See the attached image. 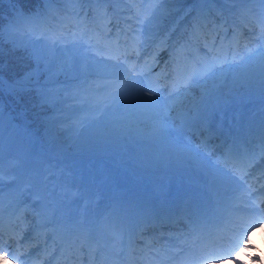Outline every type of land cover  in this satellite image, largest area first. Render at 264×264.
<instances>
[{
  "label": "snow or ice",
  "instance_id": "6c2138e0",
  "mask_svg": "<svg viewBox=\"0 0 264 264\" xmlns=\"http://www.w3.org/2000/svg\"><path fill=\"white\" fill-rule=\"evenodd\" d=\"M72 2L80 6V11H83L85 5H96L92 9L95 19L99 21L95 29L81 28L80 12L77 11L76 23L72 25V28L76 30L70 28L66 32L62 30L59 33L52 32L51 34L41 31L40 39L45 43L38 48L35 47V44L33 45L34 50L31 56L34 60V68L17 78L6 80L3 68L0 67V94L7 91L9 95L22 98L23 94L34 92L39 98L40 106H45L49 100V92L41 84L39 76L42 71L47 70L46 62L61 51L57 45H67L68 43L73 48L87 44L90 48L95 49L98 55L102 52L107 53L105 59L102 60L89 61L85 56L83 70L88 74L95 73L103 80L104 83L99 87L110 89L109 96L114 101H123L131 97L133 106L153 119L152 135H172L173 132H180L181 129L176 127L170 113L183 104L187 93L193 87L205 86L197 115L200 110L207 111L210 106L214 108L222 100L226 101L234 92L240 94L241 89L246 86L251 87L257 69H259L261 91L264 93V7L261 8L256 21L259 26L258 47L252 48L249 44L243 45L246 52L237 60L236 56L240 51L239 42L237 41L235 49L229 45L228 51L233 55L232 61L229 62L223 45L219 49L216 46L215 40L218 37H213L212 44L205 45L208 49L205 57L192 61L184 60L183 63L177 61V67L171 80L173 91L162 98L159 89L153 90L149 87L148 94L145 95L143 87H136L141 84V78L145 76L146 72L144 67H138L135 63H131L130 56L133 53L138 54L144 41L142 39L143 32H138L131 21H136L141 26L151 25L166 14L167 10L163 7L166 0H140V4L130 10L132 15L123 21L126 27H120V22L117 21L114 39H108L112 31L110 25L114 15H110L108 10L103 7L108 3V0H72ZM117 2H123V0H117ZM212 2L213 0H203L206 5ZM226 2L235 5L237 3L246 4L252 0H226ZM256 2L264 6V0H256ZM133 3L135 4V0ZM74 11L76 10L74 9ZM207 11L211 13L212 8L208 7ZM12 13L17 17L23 16L22 9L13 8ZM85 16L87 17V13ZM28 19L29 23H36L35 20ZM198 32L204 34L205 39L208 38V34L203 33L199 21L193 28L192 39L198 41ZM34 34L35 28H30L25 32V36L29 37ZM68 36H71V41H68ZM121 37H123V41ZM2 38L3 30L0 29V42H2ZM29 43L33 42L30 40ZM35 43L38 44L39 41ZM111 61H115V63H109ZM68 63L67 58L63 59L61 68L63 69L64 65ZM42 65H44L43 69ZM148 72H150V68H148ZM106 112L107 109L99 119L102 120ZM97 122L93 121V123ZM3 123L4 108L0 102V130L3 128ZM185 123L186 121L182 118L181 127ZM83 127L88 128L91 125L85 124ZM180 151L188 160L199 161L205 173L203 179L208 190L207 195L216 197L215 207L211 212H208L202 208L201 203H198L193 209L191 200H185L180 208V214L186 220L187 231L170 238L179 243L155 247V239L145 242L144 248L139 249L145 256L140 264H209L210 261L221 257H230L236 264H242L238 254L243 250L241 241L249 227L264 220V168L261 169L258 177L253 178L251 182L249 180L254 167L257 164H264V130L261 132L258 145H246L241 151L238 138L234 139L232 146L215 160L212 159L214 152L209 147L208 139L202 140L195 148L185 145ZM5 175H10V172L4 171L2 160H0V264L3 262L25 264L20 248L12 250L10 246L4 244L2 239L6 231L2 214ZM8 186L10 187V185ZM236 193L239 195H235ZM253 194H256V199H252ZM7 231L9 238H14L13 221L9 222ZM132 243L130 239V248ZM98 251H100L98 247L92 250L87 264H116L115 261H107L104 258L97 260L95 254ZM182 253L181 260L177 261L175 257ZM250 258L257 259V257ZM64 264H69V262L65 261ZM80 264H83V261H80ZM127 264H137V261L130 259Z\"/></svg>",
  "mask_w": 264,
  "mask_h": 264
},
{
  "label": "rangeland",
  "instance_id": "374dc122",
  "mask_svg": "<svg viewBox=\"0 0 264 264\" xmlns=\"http://www.w3.org/2000/svg\"><path fill=\"white\" fill-rule=\"evenodd\" d=\"M67 4V11L65 7L55 8L52 6L53 2H49L48 10L54 13V16H50V13H43L41 17L32 19L35 20V24L29 23V19L24 15L18 17L17 23L13 24L15 31L18 33L27 32L30 28H35V36L40 34L41 31L51 34L52 32L59 33L65 28H72V25L76 23V12L79 11V20L82 21L80 27L91 29L90 26L93 23H99L95 19V14L92 13V9L96 7L95 4L84 6L83 11H80V6L69 0ZM190 0H166L163 7L167 12L163 17L154 21L151 25L141 26L137 24L136 21H131L134 27L137 28L138 32H143L142 39L144 43L140 46L138 52L141 54L145 52L144 58H146L145 64L147 67L152 64L155 72H160L165 65L162 55L158 56V52H161L160 45L161 42L167 40L168 37L172 36L179 27L182 26V32L187 33L188 38H190L191 48L198 54L204 53L206 55L208 49L205 45L210 44V41H203L199 44V40L192 39L191 35L194 26L199 21L201 28L207 27L205 33L208 34L209 40L213 37H218V49L223 45L224 51L227 43V37L238 32L244 35L243 38H249L254 40L251 45L252 48L259 46L257 42V37L259 36V26L256 23L261 8L264 7L260 5L256 0L246 4L237 3L235 5L227 3L226 0H213L210 3L212 12L207 11L209 5L202 4L197 9H192L190 6ZM140 4V0H123V2H117V0H108V3L104 4L103 7L106 8L110 15H114V20L117 25V21L120 22V27H126L123 21L132 15L130 11L136 5ZM119 5V6H118ZM147 6V5H143ZM74 9L76 11H74ZM218 10V11H217ZM87 13V17L85 16ZM190 15L191 17L187 22H184V18ZM246 18V19H245ZM231 23H229V21ZM72 22V24L70 23ZM211 23L212 26H208ZM114 25V24H112ZM220 26L219 29H215L216 26ZM71 26V27H70ZM112 29V26H110ZM214 27V28H212ZM251 29L252 32H248ZM72 30H76L72 28ZM108 39H114L116 31H113ZM112 34L114 36H112ZM68 36L67 38H70ZM185 38V36H183ZM39 45L45 43L44 40L37 39ZM155 41V42H154ZM154 42V44H152ZM186 44L187 39H185ZM58 47V45H57ZM236 47H234L235 49ZM73 49V48H72ZM180 49V48H179ZM156 51L151 53V51ZM74 53H71V58L68 59L71 65L69 73H73V70L80 67L82 70L84 68L86 56L89 61L91 60H102L107 56L105 52L97 54L93 48H90L87 44L76 47ZM227 51V50H226ZM225 51V52H226ZM246 50H240L239 54L236 56L238 60L240 56L244 55ZM151 53V55H150ZM137 54V53H136ZM223 55V53H222ZM184 55L182 54V49L177 51L175 56V68L177 67V61L183 62ZM233 59L228 58L227 60L231 62ZM109 63H115L111 61ZM54 69H58L59 66H53ZM84 71V70H83ZM85 72V71H84ZM50 71L47 77L52 78ZM58 72H56L57 74ZM104 83L95 73L88 74L85 76L78 77L77 79H68L67 82L59 83L61 92L67 94V98H61L58 101L53 111L54 116L47 124L43 127V132L45 135L46 150L52 155L59 154V159L54 157H47L42 149L40 148V143L37 139H29L27 141H22L20 132L14 131L15 133H8V129H5L3 136L0 135V154L3 163V168L6 173L10 172V175H5L4 177V197L6 200L14 197H18L20 194V189H24L28 196L34 198L41 189V181L45 180V187L48 189L44 194L48 198L50 204L53 203L57 195L69 196L70 194L77 203L80 205L85 204V189L83 181L91 182L90 184L95 187L100 186L104 181L109 180V178H114L119 176L128 177L132 180L135 175L141 176L142 174L151 173L150 171H156L159 167L167 172L168 167L176 166L181 167V164L185 163V156L181 153V149L185 145H190L195 148L193 141H185L181 133L173 132L172 135H152L153 123L143 120L142 123L144 127L138 130L142 140L141 142L150 141L151 144L147 146L143 151L140 152L133 160L130 161L129 156L138 149L137 144L135 147L129 148L128 143L124 141L125 135H120V131L114 129L120 128L124 125H128L129 117L133 116L139 118V113L137 107L133 106V100L129 97L123 101H114L110 96V89L99 87ZM158 86V87H157ZM162 86L163 89L160 87ZM166 84L164 82L153 81L152 87L154 90L161 89V97H166L173 91H165ZM210 87V85H208ZM205 89L204 85L196 86L187 93L186 99H184L183 104L173 110L170 113V117L175 121L176 126L177 119L181 116V113L185 114L190 112L196 106L200 107V102L202 98V92ZM244 89L250 90L253 95H258L257 90L261 89L259 82V69L253 76L251 87H245ZM163 90V91H162ZM242 90V89H241ZM51 92V91H48ZM54 94V92H51ZM57 93V92H56ZM55 93V95H56ZM58 95V94H57ZM237 95L235 92L225 100H222V107L220 108V113L217 118V122L225 123V120L229 119L236 111L230 110L231 107L235 105L232 103V98ZM66 97V96H65ZM258 97V96H256ZM255 101H250L249 103H238V106L245 107L248 109L249 114L254 110L253 107L260 105L261 99L256 98ZM71 101L76 102V105L70 104ZM0 102H3L0 97ZM239 107H236L238 109ZM107 109L104 118L101 120L99 117ZM201 110L200 112H202ZM5 113V111H4ZM138 113V114H137ZM93 121H98L93 123ZM90 124L91 127L84 128L83 125ZM117 124V125H116ZM149 124V125H148ZM4 125V124H3ZM126 127H123L125 129ZM126 129H132L131 126ZM101 130H103L101 132ZM110 133V134H109ZM5 134L6 137H5ZM148 134V135H146ZM20 135V139H19ZM150 136V137H149ZM5 142L18 139L19 143L13 155L3 152V146ZM163 137V138H162ZM153 141H152V140ZM128 140V139H126ZM82 145L83 147H88L86 149L91 150V148L98 150L97 153H83L80 156H70L73 153V148L75 146ZM141 145V144H140ZM66 152H59L58 150ZM169 150L175 151L174 154L169 152ZM36 164V165H35ZM35 165V167H34ZM39 166V167H38ZM183 168V167H181ZM153 169V170H152ZM96 173L101 174V179L95 176ZM180 176L184 174L183 171L177 170L175 174ZM165 176V175H163ZM11 177H14L13 180ZM92 177V178H90ZM116 180V178H115ZM57 181V182H56ZM113 181V180H111ZM135 184H139L141 181L133 180ZM10 185V187L8 186ZM71 197V198H72ZM110 213L115 215V211L111 210Z\"/></svg>",
  "mask_w": 264,
  "mask_h": 264
},
{
  "label": "trees",
  "instance_id": "16d2710c",
  "mask_svg": "<svg viewBox=\"0 0 264 264\" xmlns=\"http://www.w3.org/2000/svg\"><path fill=\"white\" fill-rule=\"evenodd\" d=\"M48 0H0V29L3 30L2 42H0V67L3 68V75L6 80L17 78L23 75L26 71L34 68V60L31 56L32 51L35 47H40L35 43L33 36H25L23 32L18 33L14 29L13 23H16L17 16L12 13V9H22V12L29 16L30 18L38 15L39 13L45 10L47 7ZM56 1L57 6H63L67 4L68 0H54ZM33 43H29V41ZM71 44L67 45L61 44L59 48L60 52H57L56 55L50 59L54 60L52 63L57 64L59 67L58 73L63 75L70 70V65H66L61 68L60 62L57 61L56 57L61 56L62 53H65L68 47ZM48 67L47 70L42 71V74L39 76V79L45 78L48 75V71L52 70L51 62H46ZM54 64V65H55ZM42 69L44 65L41 66ZM56 70V69H55ZM80 70V69H77ZM75 70V71H77ZM47 91L50 88H46ZM6 95L0 94L1 99L3 100L4 108V128L7 127L10 123L12 126V132L16 130L20 132L22 140L31 139L33 133L24 129L19 122L15 120L14 110L11 108L8 101L5 99L7 96L12 102L16 105L17 116L25 124L27 123L32 130L38 134L40 141L44 143V130L43 127L47 124L51 111L57 102L58 97H52L49 93L48 103L41 107L39 98L33 93H25L22 98L19 96L9 95L5 91ZM259 93H262L261 89ZM264 94V93H262ZM77 150H82L84 147L80 144L76 147Z\"/></svg>",
  "mask_w": 264,
  "mask_h": 264
},
{
  "label": "bare ground",
  "instance_id": "6f19581e",
  "mask_svg": "<svg viewBox=\"0 0 264 264\" xmlns=\"http://www.w3.org/2000/svg\"><path fill=\"white\" fill-rule=\"evenodd\" d=\"M119 6V5H118ZM235 39L233 38V41H234ZM228 51V50H227ZM114 62V61H113ZM151 66H152V64H150L149 65V68H150V72H148V69L147 70H145V72H146V74H145V76H146V81H147V83H152L153 81H156V79L158 78V76H157V73L154 71V72H152V70H151ZM136 87H143L144 88V94L145 95H147L148 93H147V89H146V87H145V84L144 83H142V80H141V84L140 85H137ZM158 87V86H157ZM161 89H163L162 88V86L160 87ZM160 89V90H161ZM163 91V90H162ZM204 91V90H203ZM203 93V92H202ZM164 97V96H163ZM162 97V98H163ZM138 109V108H137ZM139 111L140 110H138V113H139ZM137 113V114H138ZM139 118H135V117H133V116H131V117H129V119H128V125H124L123 127H126V128H128V126L130 127L131 126V130L130 129H123V127H122V129H120V128H117V129H114V130H116V131H120V135H125L126 137H128V136H131V137H129L128 139L129 140H131V141H134V140H138V138L139 137H143V135L142 134H139V132H138V130H140L141 128H143L144 127V124H146V122H144V123H142L143 122V120H146V121H149V122H151V123H154V121H153V119L152 118H150L147 114H143L141 111H140V113H139ZM117 125V124H116ZM149 125V124H148ZM152 132V131H151ZM146 135H148V134H146ZM150 137V136H149ZM155 137H156V135H154V139H155ZM163 138V137H162ZM144 144V143H143ZM134 146H135V144H134ZM57 182V181H56ZM121 190H123V191H125L126 190V188H120ZM120 190V191H121ZM114 191V196H115V198H116V201H115V203H114V205H115V207L113 208L114 209V211H116V212H118V217L120 218V220H121V223H122V225L125 227V230L127 229V227H129V226H132V223H135V215H136V213L135 214H132L130 211H129V203L126 201V198H125V195H122L121 194V192H119L118 191V189H114L113 190ZM118 191V192H117ZM193 193L195 194V191L193 190ZM203 197H205L207 200H209L210 202L212 201V202H215V200H216V197L214 196V195H212V196H209V195H207L206 193H204V194H201ZM13 196V195H12ZM33 203H38V200H34L33 201ZM43 205L44 206H42L40 209L41 210H44V212H46V209H47V205H46V196L44 195L43 196ZM70 205V204H69ZM68 206V205H67ZM65 204H62V205H60L58 208H57V210H56V215L58 216V214H60V213H62V211L64 210V209H62L63 207H67ZM93 212L95 213V214H98V215H103V218H105V217H109L108 219H111L112 218V216L110 217V216H108V214L107 215H105V212L103 213V208H102V210L100 211V210H97V209H94L93 210ZM67 223V226L69 227V230L70 229H72V225L71 224H69L68 222H66ZM112 223H114V222H112ZM71 225V226H70ZM62 226V225H61ZM122 226V227H123ZM56 228V227H55ZM72 231H70L69 233H71ZM91 234V233H90ZM262 235V240H264V238H263V233L261 234ZM110 236H112V234L111 235H107V240L108 241H110V243H111V239H110ZM111 245H112V243H111ZM241 255H243V253H241L240 254V258L242 257ZM242 259V258H241ZM123 264V263H122ZM225 264H236V262L232 259V258H228L227 259V262L225 263Z\"/></svg>",
  "mask_w": 264,
  "mask_h": 264
},
{
  "label": "clouds",
  "instance_id": "9594fccd",
  "mask_svg": "<svg viewBox=\"0 0 264 264\" xmlns=\"http://www.w3.org/2000/svg\"><path fill=\"white\" fill-rule=\"evenodd\" d=\"M262 233H264V220L260 221L256 227L247 231L244 239L241 241L242 251L238 254L240 256L241 253L252 251L253 249L259 253V255L247 256L246 260L242 261V264H264V240H262ZM250 257H257V259H251ZM6 264V262H3Z\"/></svg>",
  "mask_w": 264,
  "mask_h": 264
}]
</instances>
